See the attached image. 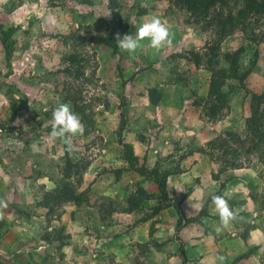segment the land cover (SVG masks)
<instances>
[{
    "label": "rangeland",
    "instance_id": "obj_1",
    "mask_svg": "<svg viewBox=\"0 0 264 264\" xmlns=\"http://www.w3.org/2000/svg\"><path fill=\"white\" fill-rule=\"evenodd\" d=\"M118 1L124 25L121 36L135 34L142 23L158 16L175 34L173 46L156 52L145 40L143 47L130 55L97 43V37L114 24L108 0H23L13 7L10 0H0V23L19 26L14 34L15 50L8 60L0 45V123L14 127L12 133L0 130V199L8 203L0 220L2 264H92L99 258L95 250L102 235L117 236L125 225H147L149 231L151 220L140 221L149 211L127 212L126 203L122 204L125 193H133L141 179L137 172L126 169L123 160L118 142L122 119L121 137L133 143L138 165H159L161 170L181 168L174 164L190 153V158L202 155L210 159L208 167L217 172V160H228L233 154L208 153V141L227 130L245 132L251 92L260 93L264 87V17H248L221 41L220 52L244 46L240 58L243 67L249 66L255 53L256 63L245 88L229 80L234 87L229 102L211 117L203 105L194 103L207 94L210 71L206 61L210 45L218 38L217 27L207 22L208 18L196 20L175 0ZM230 4L234 11L240 7L235 1ZM140 8L145 9L142 15L138 14ZM74 51L80 52L85 64L80 78L64 70L62 62L64 54ZM219 59L215 67L225 66L220 55ZM151 87L162 90L156 105L148 101ZM66 96H76L80 104L89 105L86 111L94 120L88 134L72 137L73 155L65 151L60 140L50 137L52 112L69 102L64 100ZM33 142L38 144L37 151L30 147ZM239 153L237 161L242 166L222 173L220 180L209 184L206 197L226 193L224 198L239 213L231 225H249L241 226L242 234L262 224L264 162L256 154ZM67 162L75 165L74 171L82 170L81 177L72 174L70 181L85 193L84 201L80 205L62 203L49 212L39 202L45 191L59 183ZM117 169L122 170L118 177ZM229 174L234 178L220 189L219 183ZM143 186L150 191L155 187L149 182ZM182 200L173 198L172 203ZM177 215L169 225H176ZM113 225L119 228L107 232ZM82 233L96 239L95 246L86 247L80 240ZM46 235L50 241L45 240ZM257 247L262 250L253 254L252 264H264V245ZM75 249L88 253L77 259ZM232 249L235 255L229 264L240 248ZM225 255L228 257L227 252Z\"/></svg>",
    "mask_w": 264,
    "mask_h": 264
},
{
    "label": "trees",
    "instance_id": "obj_2",
    "mask_svg": "<svg viewBox=\"0 0 264 264\" xmlns=\"http://www.w3.org/2000/svg\"><path fill=\"white\" fill-rule=\"evenodd\" d=\"M23 0H10L11 6H16ZM180 5H185L187 10L195 15V19L198 20L201 17L208 18L207 22L212 23L217 27L215 32L217 37L215 42L209 47L210 56L207 59V69L210 71L209 85L207 89L206 97H200L195 101L196 106L203 105L207 110L209 116H217L228 104L233 85L229 82L230 79L238 82V87L245 88V80L247 76L252 72L256 63V53L253 55V59L249 61L248 67H243L240 58L245 51L244 46H239L235 49H227L220 52L221 41L225 36L234 32L235 28L245 24V21L250 16H263L264 17V0H175ZM235 1L240 4V7L234 11L235 7L231 6V2ZM108 8L112 12V20L114 24L108 26L105 29V35L97 37V43H101L110 47H113L117 52L119 48L114 43V37L117 33H122L124 25L122 23V15L119 11L118 0H108ZM214 6H218L214 9ZM222 8V9H221ZM145 13V9L140 8L138 14ZM19 29V26H4L0 23V45L5 55V59H9L15 50L14 34ZM219 55L225 62V66H218ZM121 57V56H120ZM62 62L65 64L64 70L76 77L80 78L84 75L82 70L83 59L80 57L79 51L66 53L62 56ZM264 77V76H263ZM148 101L152 105L159 103L162 98V90L157 87H151L147 91ZM65 101H69L72 104L73 111L77 113L82 123L85 126V134H88L89 127L94 123L92 117L89 116L86 109L89 105L80 104L76 96H66ZM10 121L13 120L9 119ZM125 121L122 119L119 125L118 135L119 144L122 146L123 160L125 161L126 169L137 172L141 179L137 181L136 189L133 193H130L125 199V209L127 212H135L146 208L149 212H146L141 222L150 221L149 237L153 235V226L159 222L158 214L160 210L173 206L179 215L176 225L189 223L195 220H199L200 215L196 217L185 218L183 212L180 209V202L172 203L173 198L170 196V188L167 184V178L173 172L176 173L180 169H164L161 170L159 165H155L151 168L145 165H138L139 156L136 154L133 143L125 141L121 137L122 130L124 129ZM14 127H10L9 123L1 124L0 130H4L7 133H12ZM209 147L208 153L220 152L221 154L228 155L232 153L233 156L228 160H217L220 162V168L212 176L215 179H219L222 173L228 172L230 169L239 168L242 163H239L240 151L248 154H256L259 160L264 162V87L260 93L251 92L250 100V113L245 120V132L240 133L237 131L227 130L225 135L221 134L208 141ZM211 148V149H210ZM210 155V154H209ZM77 166V165H76ZM72 164L69 162L65 165V170L59 183L52 189L45 191L42 196L39 206L47 208L49 212L55 209V206H59L62 203L71 202L80 205L84 201V192H80L76 189L74 183L70 181L72 174L80 175L82 170L76 169L74 171ZM83 167V165L81 166ZM121 169L115 170V176H119ZM233 179V175H227L225 181L219 183L220 189L225 187L226 183ZM152 181L156 190L148 192L143 186L144 182ZM216 195H222L217 192ZM212 196V195H211ZM211 196L209 200L211 201ZM223 196V195H222ZM224 197V196H223ZM159 200L160 203H152V200ZM249 229H246L242 234V238L245 240ZM45 240L50 241L49 235H46ZM147 248V244H144ZM257 246L247 249V251L238 254L232 259L230 264L236 261L245 259L255 254ZM181 253H183V247L180 246ZM185 257L183 256L184 260ZM0 264H2L0 262Z\"/></svg>",
    "mask_w": 264,
    "mask_h": 264
},
{
    "label": "crops",
    "instance_id": "obj_3",
    "mask_svg": "<svg viewBox=\"0 0 264 264\" xmlns=\"http://www.w3.org/2000/svg\"><path fill=\"white\" fill-rule=\"evenodd\" d=\"M198 130L199 128L196 129ZM207 132L205 131V136L209 135ZM184 154L183 158L174 164V166L176 164L181 166L177 168L180 171L170 174L167 184L172 198L175 200L183 198L179 206L185 218L200 215L199 220L182 225H169L172 219H176L177 212L173 206L164 208L159 213L160 225H154L155 232L151 237H149L147 225H125V230L122 229L117 236L102 235L97 243L99 246L95 250L99 258L96 263L93 260L92 264H213L214 258L218 255H225V252L228 254L227 264H229V259L235 255L232 249L234 246L240 248L238 251L240 254L245 251L246 246L250 248L264 245L263 215L260 216L262 224L249 227L245 240L242 234L246 230L241 234L240 228L249 225H230L227 229L216 232V228L219 227L217 223L219 219L216 220V218L219 217H215L217 212L212 201L209 200L210 195L206 196L209 184H215L222 174L218 180L213 178V171L208 167L210 159L207 157L201 155V157L190 158V153L187 156ZM152 189L150 191L146 188L148 192H153L156 186ZM120 194L123 196V192ZM221 194L226 196L224 191H221ZM126 195L128 196L127 192ZM124 203L123 199L122 204ZM152 203L157 204L160 201L156 199V202ZM260 213L262 214V211ZM118 226L107 227V232L117 230ZM236 230L239 231V235ZM82 235L84 237L80 240L86 247L95 246L96 239L93 240L91 235H84V233ZM145 243H147V248L142 246ZM180 246L183 247V253H181ZM260 250L262 249L259 248L258 253ZM84 253L88 252L79 249L73 252L77 259ZM183 256L184 260H182ZM252 257L255 256L247 257L245 263L242 264H252Z\"/></svg>",
    "mask_w": 264,
    "mask_h": 264
},
{
    "label": "clouds",
    "instance_id": "obj_4",
    "mask_svg": "<svg viewBox=\"0 0 264 264\" xmlns=\"http://www.w3.org/2000/svg\"><path fill=\"white\" fill-rule=\"evenodd\" d=\"M174 38L175 34L172 32L170 26L158 16H152L148 21L142 23L135 34H124L121 36L120 33H117L115 35L117 47L130 55L135 54L141 49L143 47L142 42L145 40L150 42L149 47L151 49L160 52L162 49L172 47ZM52 118L53 124L50 137L53 140H60L65 146V151L69 155H73L74 146L72 137L83 135L85 132V126L80 116L73 111L70 102H65L59 104L53 110ZM30 147L33 151L38 150L36 142H33ZM211 201L219 216V227L216 228V232L219 233L237 220L239 213L231 208L228 201L222 195L213 194ZM7 207V201L0 199V220L4 218L2 210ZM227 260V256L218 255L214 258L213 264H227Z\"/></svg>",
    "mask_w": 264,
    "mask_h": 264
}]
</instances>
